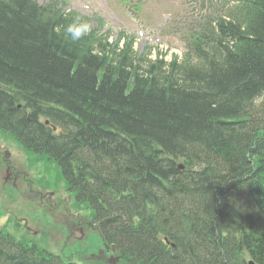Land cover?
<instances>
[{
  "label": "trees",
  "instance_id": "obj_1",
  "mask_svg": "<svg viewBox=\"0 0 264 264\" xmlns=\"http://www.w3.org/2000/svg\"><path fill=\"white\" fill-rule=\"evenodd\" d=\"M233 1L198 62L166 72L95 33L72 42L55 4L0 0V130L54 160L134 264H264V0ZM50 259L0 234V264Z\"/></svg>",
  "mask_w": 264,
  "mask_h": 264
},
{
  "label": "rangeland",
  "instance_id": "obj_2",
  "mask_svg": "<svg viewBox=\"0 0 264 264\" xmlns=\"http://www.w3.org/2000/svg\"><path fill=\"white\" fill-rule=\"evenodd\" d=\"M36 1L40 4L50 2V0ZM112 1L116 6H109L104 0H61L66 5L65 8L60 5V8L65 12L72 9L82 12L86 18L85 23L90 26V29L106 37L105 42L108 41L114 45L125 32L129 38L123 37L119 42V46L124 47L132 40V36L135 37L134 51L146 55L149 59L157 58L160 53L165 54V49H170L168 46H172L174 50L180 48L178 51L175 50L177 54H180L183 47V42L180 43L178 38L180 34L169 36L168 33L171 30L168 26L173 24L177 18L176 26L181 28L180 19L192 22L197 18L198 13H204L205 10L200 0H129L130 4L132 3L131 8L122 7L120 3ZM137 2L140 5L138 12L134 7ZM99 19H103L104 23H101ZM140 32H143L144 36L140 37L138 35ZM167 56L170 57L169 54ZM3 145H10L16 150L13 155L18 162H24L28 155L37 157L39 160H46L40 158L39 155L29 153L9 136L0 137V147ZM4 149L11 150V148ZM26 174L30 188L34 192L45 189L55 190V183L58 182L59 190L67 194L66 185L53 162L41 161L39 167L29 166ZM21 186L27 190L25 184ZM34 202L31 196L21 195L9 188L0 172V217L3 216L0 219V226H8L6 228L8 233L18 240L21 236L28 237L29 243H34L38 248L59 256L65 262L106 264L102 261L101 238L97 233L86 228L85 234L80 233L79 237L69 235L68 238L61 240L58 228L49 226L52 222L48 220L47 211L44 213L42 209H38ZM56 212L60 213L61 210L57 209ZM69 216L74 218L83 215L72 210ZM20 218L28 220L30 223L28 226L32 231L41 230V232L37 236L29 237L23 229L16 225L15 221Z\"/></svg>",
  "mask_w": 264,
  "mask_h": 264
},
{
  "label": "clouds",
  "instance_id": "obj_3",
  "mask_svg": "<svg viewBox=\"0 0 264 264\" xmlns=\"http://www.w3.org/2000/svg\"><path fill=\"white\" fill-rule=\"evenodd\" d=\"M89 31L90 26L81 22L79 17L75 18L74 21L68 24L65 29L66 34L69 36L72 42L79 41Z\"/></svg>",
  "mask_w": 264,
  "mask_h": 264
},
{
  "label": "bare ground",
  "instance_id": "obj_4",
  "mask_svg": "<svg viewBox=\"0 0 264 264\" xmlns=\"http://www.w3.org/2000/svg\"><path fill=\"white\" fill-rule=\"evenodd\" d=\"M179 159H180V160H186L185 158H180V157H179Z\"/></svg>",
  "mask_w": 264,
  "mask_h": 264
}]
</instances>
